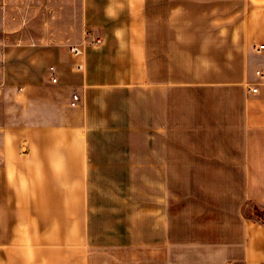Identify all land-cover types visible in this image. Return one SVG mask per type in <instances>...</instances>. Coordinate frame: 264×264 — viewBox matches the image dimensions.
Returning <instances> with one entry per match:
<instances>
[{"label": "crops", "instance_id": "obj_1", "mask_svg": "<svg viewBox=\"0 0 264 264\" xmlns=\"http://www.w3.org/2000/svg\"><path fill=\"white\" fill-rule=\"evenodd\" d=\"M80 8L104 11L83 71L57 46L7 49L1 86L25 101L0 124V264H264L243 214L264 205V0ZM192 83L218 92L204 140L178 147L171 90ZM178 184L204 185L201 204Z\"/></svg>", "mask_w": 264, "mask_h": 264}, {"label": "rangeland", "instance_id": "obj_2", "mask_svg": "<svg viewBox=\"0 0 264 264\" xmlns=\"http://www.w3.org/2000/svg\"><path fill=\"white\" fill-rule=\"evenodd\" d=\"M81 0H0V82L2 67L8 48L57 46L69 51L70 46L80 43L85 36L84 25H97L103 20L104 11H87L80 8ZM153 12V11H152ZM152 45V42H150ZM70 52V51H69ZM0 83V124L4 125L9 114L23 109L24 89L11 90ZM173 113L175 114L178 147L186 144L200 145L204 131V98L216 97V89H204V83L177 85L171 90ZM117 96V94H116ZM124 99L125 93L120 95ZM122 105V106H121ZM117 110L125 115L123 104ZM23 112V110H21ZM135 117L137 109L131 108ZM123 128L137 126L136 120L121 123ZM189 135L192 137L189 138ZM135 140V139H134ZM185 173V171H182ZM184 177V176H182ZM190 179H178L183 183ZM178 193L193 194V204H201L204 197V185L178 184ZM207 188V187H206ZM212 192L215 187H208ZM215 194V192H212ZM198 197V198H197ZM204 199V198H203ZM243 214L264 224V205L249 200L243 208Z\"/></svg>", "mask_w": 264, "mask_h": 264}, {"label": "built area", "instance_id": "obj_3", "mask_svg": "<svg viewBox=\"0 0 264 264\" xmlns=\"http://www.w3.org/2000/svg\"><path fill=\"white\" fill-rule=\"evenodd\" d=\"M103 43V38L100 33H98L95 29H86L85 36L80 43L74 44L70 46V53L75 57L74 67L77 71L84 70V51L87 45L98 46ZM258 50L264 49V44H259L257 47ZM49 71L51 74L52 82H57V74L54 66L49 67ZM256 75L262 76V72L260 70H256ZM257 85H252L250 90L252 92H257ZM80 100V94L75 92L72 94V100L70 102L71 106H77Z\"/></svg>", "mask_w": 264, "mask_h": 264}]
</instances>
